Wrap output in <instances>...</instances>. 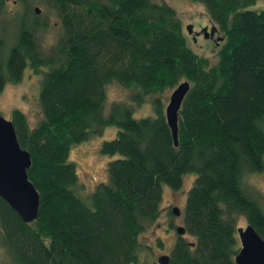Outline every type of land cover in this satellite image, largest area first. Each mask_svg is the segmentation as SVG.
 Returning a JSON list of instances; mask_svg holds the SVG:
<instances>
[{"label":"trees","instance_id":"obj_1","mask_svg":"<svg viewBox=\"0 0 264 264\" xmlns=\"http://www.w3.org/2000/svg\"><path fill=\"white\" fill-rule=\"evenodd\" d=\"M45 1L59 33L44 49L37 35L49 26L33 4L18 0L24 9L8 20L9 3L0 0V93L26 67L41 75L37 123L11 111L39 195L30 224L0 199V246L12 262L158 264L163 255L155 258L153 248L163 241L141 237L163 214L164 187L176 194L186 174L194 181L182 224L194 241L178 236L168 264H235L236 217L264 241L261 197L243 184L264 170V9H249L256 0H192L222 34L215 63L189 48L164 0ZM185 81L175 147L164 94ZM110 85L129 96L107 110ZM146 101L151 115L135 118ZM110 126L116 136L99 151L116 158L106 181L80 198L70 151Z\"/></svg>","mask_w":264,"mask_h":264},{"label":"rangeland","instance_id":"obj_2","mask_svg":"<svg viewBox=\"0 0 264 264\" xmlns=\"http://www.w3.org/2000/svg\"><path fill=\"white\" fill-rule=\"evenodd\" d=\"M27 1V0H26ZM172 9L177 13L181 23L183 33L189 48L198 56L207 58L211 63H215L218 59V51L220 49L223 40L215 46L210 40L205 38H195L192 40L185 30L187 25H191L195 31H200L205 25L213 26L205 9L194 3L192 0H164ZM30 4H33V9L38 7L41 10L40 17L41 22L48 23V28L44 31L38 32L37 38L42 48L50 47L56 40L59 33L57 18L53 11L49 10L45 0H28ZM23 6H13L9 4L3 17L11 20L16 13L22 11ZM251 10L264 9V0H256V2L249 8ZM2 18L0 17V22ZM203 30V29H202ZM10 33V30L7 31ZM218 38H222V34L217 35ZM41 75L35 74L29 67L23 72L22 80L17 84H8L4 90L0 93V117L5 120L11 119V111L13 109L21 110L30 126H34L40 117L39 108V89H40ZM106 99L108 110L111 102H126L128 100L129 91H125L117 85H110L106 88ZM171 92H166V103L168 102ZM151 115V106L149 101H146L139 107L134 108V117H146ZM117 128L110 126L107 127L100 136L91 138L89 141L83 142L73 147L69 154V161L76 165L78 175L77 193L80 198H84L86 194L92 191L98 183L105 182L107 179L106 166L114 160L116 157L102 155L99 151L100 146L105 141H110L115 138ZM194 181V175L186 174L183 177L182 187L176 192V196L172 195L167 187L163 189V207L165 208L169 204H174L182 211L185 207V199L187 192L189 191ZM243 184L246 185L253 193H256L261 197V204L264 208V170L260 173L248 174L243 178ZM165 193V194H164ZM163 208L162 216L156 221V223L146 232L141 240L146 244L151 245L155 240L161 239L163 241V248L154 246L155 258L160 255H167L175 244V238L178 237L173 226H184L181 219H177L174 215L167 214V210ZM165 212V213H164ZM169 221L173 226L167 227L166 221ZM163 222V223H162ZM236 228H245L246 221L243 217H236ZM186 236V239L193 242L194 239L190 236ZM237 237V242L240 248V242ZM0 264H14L5 249L0 246Z\"/></svg>","mask_w":264,"mask_h":264},{"label":"water","instance_id":"obj_3","mask_svg":"<svg viewBox=\"0 0 264 264\" xmlns=\"http://www.w3.org/2000/svg\"><path fill=\"white\" fill-rule=\"evenodd\" d=\"M34 13L40 15L41 10L35 7ZM185 30L188 35L193 34L191 25H187ZM217 33L218 29L214 26L209 32L203 30L205 39L212 38ZM222 40L223 38H217L216 42ZM189 89L190 84L187 81L180 83L170 94L165 107V118L175 147L178 144V115ZM30 165V156L19 147L12 122L0 117V199L26 224L35 221L39 206V195L27 179L26 172ZM172 214L179 216V209L172 208ZM175 231L180 237L186 233L182 226L176 227ZM236 233L240 248L234 259L235 264H264V241L256 232L246 226L238 228ZM168 260L169 257L163 255L157 258V263L168 264Z\"/></svg>","mask_w":264,"mask_h":264},{"label":"flooded vegetation","instance_id":"obj_4","mask_svg":"<svg viewBox=\"0 0 264 264\" xmlns=\"http://www.w3.org/2000/svg\"><path fill=\"white\" fill-rule=\"evenodd\" d=\"M6 2H7V4L9 3V4H12L13 6H16L17 4H18V0H6ZM211 27H212V25L211 26H207V25H205L204 27H202L201 29H200V31L198 32V31H195V30H193V34L192 35H189V36H191V38H192V40L194 41V39L197 37V38H200V37H203L204 35H203V30L204 29H206V31L207 32H209L210 31V29H211ZM203 29V30H202ZM217 35H219V31H218V33L217 34H215L212 38H208V39H205V40H210L215 46H217L220 42H216V39L218 38L217 37ZM204 38V37H203ZM172 195H175L174 193H172ZM176 196V195H175ZM174 207H176V206H174V204H169V205H167L165 208H166V210H167V214H170V215H173L172 214V208H174ZM177 208V207H176ZM179 209V208H178ZM180 210V209H179ZM165 213V212H164ZM181 217H182V214H181V212H180V214H179V216H176V218L177 219H181ZM163 223V222H162ZM166 226L167 227H172L173 225L167 220L166 221ZM173 227H175L174 229H176V227H179V226H173ZM175 240H176V238H175Z\"/></svg>","mask_w":264,"mask_h":264}]
</instances>
